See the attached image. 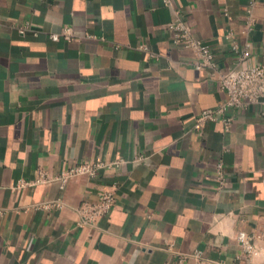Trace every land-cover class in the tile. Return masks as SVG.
I'll list each match as a JSON object with an SVG mask.
<instances>
[{
    "label": "crops",
    "instance_id": "crops-1",
    "mask_svg": "<svg viewBox=\"0 0 264 264\" xmlns=\"http://www.w3.org/2000/svg\"><path fill=\"white\" fill-rule=\"evenodd\" d=\"M247 8L0 0V264H245L240 232L264 250L261 106L231 109L229 127H194L225 99L233 41L264 66V0L251 26ZM175 19L212 48L216 68L194 67L167 28ZM86 160L102 165L61 188V172ZM112 185L109 213L79 226L80 205Z\"/></svg>",
    "mask_w": 264,
    "mask_h": 264
},
{
    "label": "built area",
    "instance_id": "built-area-1",
    "mask_svg": "<svg viewBox=\"0 0 264 264\" xmlns=\"http://www.w3.org/2000/svg\"><path fill=\"white\" fill-rule=\"evenodd\" d=\"M260 0H248L247 11L249 13V25L251 26L254 19L252 17L253 7ZM168 3L169 0H166ZM167 28L176 44L190 49L195 60L193 65L197 70L216 68L218 66L216 54L212 48L196 38L192 29L187 23L175 19L168 23ZM23 32V29H21ZM69 37V33H63ZM58 33H52L53 39H58ZM250 43H246L243 48L237 41H233L232 49L239 55V65L234 68H228L221 71L219 74L221 89L225 94V99L216 107L203 109L196 117L194 127L201 129L207 121L222 122L225 127H229L234 119V115L229 114L231 109H246L252 105L258 104L261 106L260 116L264 119V66L259 64H249L247 62V48ZM102 163L92 161H82L74 164L68 169H65L59 175L60 187L64 188L68 181L81 174L94 175ZM218 179L220 183H224L225 176L222 169V164H218ZM44 176H41L36 182H46ZM21 184H30L28 181H21ZM99 199L96 201L86 200L79 209V226L96 225V223L109 213L115 204L116 194L114 186L104 187L99 194ZM59 205V204H58ZM1 213V212H0ZM243 249V257L245 264H252L251 256L256 253L250 238L246 233L238 234ZM216 264H226L218 261Z\"/></svg>",
    "mask_w": 264,
    "mask_h": 264
},
{
    "label": "clouds",
    "instance_id": "clouds-1",
    "mask_svg": "<svg viewBox=\"0 0 264 264\" xmlns=\"http://www.w3.org/2000/svg\"><path fill=\"white\" fill-rule=\"evenodd\" d=\"M258 260L261 262V264H264V250L255 254L252 264H257Z\"/></svg>",
    "mask_w": 264,
    "mask_h": 264
}]
</instances>
